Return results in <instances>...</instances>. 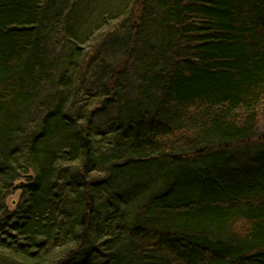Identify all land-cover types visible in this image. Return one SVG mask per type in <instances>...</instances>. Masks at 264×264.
Here are the masks:
<instances>
[{
    "label": "trees",
    "instance_id": "obj_1",
    "mask_svg": "<svg viewBox=\"0 0 264 264\" xmlns=\"http://www.w3.org/2000/svg\"><path fill=\"white\" fill-rule=\"evenodd\" d=\"M58 2L0 0V250L17 264H264V0H140L141 31L126 16L94 56L55 54L62 17L78 42L89 16Z\"/></svg>",
    "mask_w": 264,
    "mask_h": 264
},
{
    "label": "rangeland",
    "instance_id": "obj_2",
    "mask_svg": "<svg viewBox=\"0 0 264 264\" xmlns=\"http://www.w3.org/2000/svg\"><path fill=\"white\" fill-rule=\"evenodd\" d=\"M59 1L63 2V0ZM139 1L140 0H135V2L134 0H66L68 3L66 6L58 2L57 7L61 9L64 15L72 11L74 16H79L88 11L89 16L84 17L83 20L79 22V26L76 27L74 33L80 37V41L78 42L64 35L65 29L69 26L66 17H62V20L58 22V29L55 34H53V41L50 42L54 47L55 54L59 55L62 50L63 53H69L70 50H74V47L77 46L82 53L90 51L93 53L91 55L94 56L97 46L101 45V40L104 41V39H107L113 34L116 35L120 32H124L120 31V28L122 22L127 20L126 16H128L129 24L126 23L125 25H134L137 30L141 31V27L138 26L136 19L139 11H137ZM156 41V37L152 36V42L155 43ZM89 61L90 60L87 62ZM85 67L86 65L83 66V68ZM129 95L134 97V94L131 95V93H129ZM48 108L49 105L45 102V104H43V114ZM40 115L41 113H37L31 117L28 125H25L26 131L38 124ZM255 132H257L256 138L259 140L264 139V120L257 125V130ZM30 175L31 173L29 172L13 183V187L10 189L9 193H7V197L4 200L8 210L14 209L20 195L19 187L21 186V182L25 183V179ZM5 254L7 255V253L0 250V264H17Z\"/></svg>",
    "mask_w": 264,
    "mask_h": 264
}]
</instances>
